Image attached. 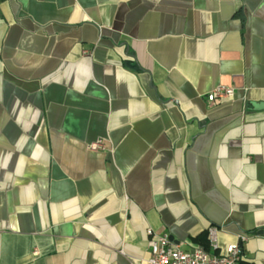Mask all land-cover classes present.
<instances>
[{
    "label": "crops",
    "instance_id": "crops-1",
    "mask_svg": "<svg viewBox=\"0 0 264 264\" xmlns=\"http://www.w3.org/2000/svg\"><path fill=\"white\" fill-rule=\"evenodd\" d=\"M148 229L264 264V0H0V264H146Z\"/></svg>",
    "mask_w": 264,
    "mask_h": 264
},
{
    "label": "built area",
    "instance_id": "built-area-1",
    "mask_svg": "<svg viewBox=\"0 0 264 264\" xmlns=\"http://www.w3.org/2000/svg\"><path fill=\"white\" fill-rule=\"evenodd\" d=\"M234 96V89L229 86H217L205 94V99L210 104H217L224 99ZM88 149L100 151L105 149L102 139L92 141ZM216 228L208 230L209 247L216 250ZM150 256L146 264H237L240 260L241 249L239 243H232L225 247L222 254H215L202 247L184 251L171 244L167 235H157L151 229L146 231ZM240 240H245L246 235H240Z\"/></svg>",
    "mask_w": 264,
    "mask_h": 264
},
{
    "label": "water",
    "instance_id": "water-1",
    "mask_svg": "<svg viewBox=\"0 0 264 264\" xmlns=\"http://www.w3.org/2000/svg\"><path fill=\"white\" fill-rule=\"evenodd\" d=\"M239 247H240V249H241V243H239Z\"/></svg>",
    "mask_w": 264,
    "mask_h": 264
},
{
    "label": "trees",
    "instance_id": "trees-1",
    "mask_svg": "<svg viewBox=\"0 0 264 264\" xmlns=\"http://www.w3.org/2000/svg\"><path fill=\"white\" fill-rule=\"evenodd\" d=\"M205 250H207V247H203Z\"/></svg>",
    "mask_w": 264,
    "mask_h": 264
}]
</instances>
